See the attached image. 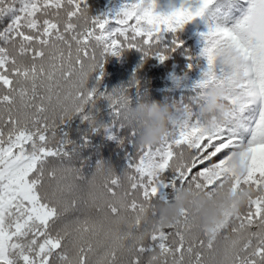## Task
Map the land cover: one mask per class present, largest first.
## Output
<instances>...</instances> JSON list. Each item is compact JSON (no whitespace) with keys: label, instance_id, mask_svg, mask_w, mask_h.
Segmentation results:
<instances>
[{"label":"snow or ice","instance_id":"1","mask_svg":"<svg viewBox=\"0 0 264 264\" xmlns=\"http://www.w3.org/2000/svg\"><path fill=\"white\" fill-rule=\"evenodd\" d=\"M197 18L207 30L196 110L184 106L182 123L139 145L122 172L97 164L86 176L61 125L100 97L117 120L129 104L124 88L98 96L91 75L124 49L164 61V33ZM222 46L244 59L242 77L217 62ZM210 82L230 94L207 126L197 109ZM183 192L218 218L185 208L165 222L161 205ZM0 264H264V0H181L167 13L127 0L113 16L90 15L87 0H0Z\"/></svg>","mask_w":264,"mask_h":264},{"label":"trees","instance_id":"2","mask_svg":"<svg viewBox=\"0 0 264 264\" xmlns=\"http://www.w3.org/2000/svg\"><path fill=\"white\" fill-rule=\"evenodd\" d=\"M126 2L87 0L89 14L92 16H113ZM156 3V11L166 13L178 7L181 0H156ZM242 13L243 9L237 5L232 16L240 18ZM206 30L204 20L197 18L175 33H164L161 46L168 49L164 61L154 56H144L142 51L135 48L124 49L119 55L108 54L102 69L91 75L87 86L90 89L96 88L98 96L100 93L107 95L114 89L124 88L132 107L148 99L179 107L191 106L195 111L197 106L193 98L199 91L195 85L205 67V61L199 57L204 45L200 33ZM173 39L181 42L175 51H171L175 47ZM97 76L101 78L97 80ZM84 114H90L95 124L82 119ZM134 130L133 124L123 118L116 119L108 101L103 97L97 99L95 104L87 105L84 113L66 119L61 125L62 134H67V138L77 148L75 163L77 166L81 163L85 165L83 171L86 176L95 171L97 164L110 167L117 173L126 169L139 147L137 135H132Z\"/></svg>","mask_w":264,"mask_h":264},{"label":"clouds","instance_id":"3","mask_svg":"<svg viewBox=\"0 0 264 264\" xmlns=\"http://www.w3.org/2000/svg\"><path fill=\"white\" fill-rule=\"evenodd\" d=\"M216 59L220 65L231 70L238 77L243 76L245 61L234 49L226 46L218 48ZM229 94V86L220 82H210L200 93L201 99L197 111L207 126L223 121L228 110L225 101ZM189 111L190 109L184 107L144 99L134 107L128 104L122 116L125 121L135 127L138 145L147 147L163 141L171 126L182 123V118ZM221 199L223 200L224 197ZM185 208L197 213L198 219L209 225L213 218H218L216 207L211 202H208L203 196L194 198L189 192L181 193L180 198L171 204L161 205L160 211L163 220L170 222L178 218L182 209Z\"/></svg>","mask_w":264,"mask_h":264}]
</instances>
